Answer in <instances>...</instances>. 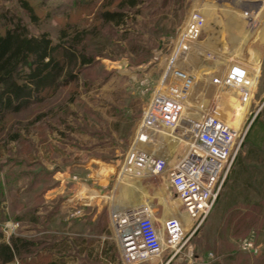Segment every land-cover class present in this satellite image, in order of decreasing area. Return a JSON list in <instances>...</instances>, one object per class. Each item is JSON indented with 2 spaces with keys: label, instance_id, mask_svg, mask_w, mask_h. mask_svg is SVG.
I'll return each mask as SVG.
<instances>
[{
  "label": "rangeland",
  "instance_id": "374dc122",
  "mask_svg": "<svg viewBox=\"0 0 264 264\" xmlns=\"http://www.w3.org/2000/svg\"><path fill=\"white\" fill-rule=\"evenodd\" d=\"M24 1L37 22H31L20 0H0V33L11 15L31 34L46 32L54 42L61 29H82L85 52L93 61L79 68L74 81L55 92H43L41 101L0 118L1 239L20 236L31 242L7 264H103L110 257L117 259L110 213L143 203L154 208L158 222L175 217L186 231L191 219L167 179L118 173L119 163L135 139L147 101L166 83L176 82L165 77L170 61L195 75L183 116L217 94L228 124L245 129L244 143L261 142L264 0H142L139 12L130 10V19L119 27L99 18L103 10L115 9L117 0L110 6H105L107 0ZM192 10L204 16V31L192 46L175 53ZM255 55L260 70L258 74L253 67L249 75L255 74L252 96L247 93L240 99L238 87L203 85L201 71L219 76L231 61L250 60L253 66L250 58ZM174 132L163 130V137L145 147L170 163L176 161L185 153L188 137ZM219 198L174 256L163 253V263L232 264L224 254L239 247L240 261L250 264L262 256L264 227L244 230L236 225L239 216L231 217L227 225L231 207L242 195L230 207L224 196ZM247 241L251 248L243 247Z\"/></svg>",
  "mask_w": 264,
  "mask_h": 264
},
{
  "label": "built area",
  "instance_id": "2783aa9c",
  "mask_svg": "<svg viewBox=\"0 0 264 264\" xmlns=\"http://www.w3.org/2000/svg\"><path fill=\"white\" fill-rule=\"evenodd\" d=\"M204 25V16L192 10L178 35L175 53L197 42ZM164 73L176 82L166 83L163 91L154 93L147 101L135 141L119 163L118 173L165 177L183 212L190 217L191 225L182 231L175 217L158 222L157 212L146 203L120 213L111 212L110 224L120 264H152V256L160 259L167 252L174 256L187 243L215 203L246 132L241 126L235 129L227 123L221 108L223 102L217 94L183 116L195 75L173 61ZM249 75L245 65L231 61L222 74L212 77V85L238 87L242 99L244 94L252 92ZM163 130L166 134L175 131L184 139L188 137L185 153L172 163L157 154V150L146 148L155 138L164 136ZM243 247L251 248V243L247 241ZM160 262L161 259L157 264Z\"/></svg>",
  "mask_w": 264,
  "mask_h": 264
},
{
  "label": "trees",
  "instance_id": "16d2710c",
  "mask_svg": "<svg viewBox=\"0 0 264 264\" xmlns=\"http://www.w3.org/2000/svg\"><path fill=\"white\" fill-rule=\"evenodd\" d=\"M114 1L107 0L105 6L112 5ZM141 3L142 0H117L115 9L103 10L99 18L115 27L125 26L130 19L128 12L132 9L134 13L139 12ZM20 5L31 22L36 23L31 5L24 0H20ZM7 22L9 25L0 33V118L41 101L43 92H55L62 85L74 81L79 68L93 61V56L85 52L83 41L86 33L82 29H61L54 42L46 32L31 34L26 25L13 15ZM244 141L216 201L220 195L224 196L226 207H230L237 196L242 195L240 203L232 205L227 225L230 226L231 217L239 216L236 225L248 230L264 227V138L259 144L249 139L246 144ZM243 144L246 146L244 153L241 149ZM30 245V241L20 236H10L7 242L2 241L0 234V263L12 262ZM241 252L239 247L231 253L226 251L224 256L232 264H249L237 258ZM250 264H264V251Z\"/></svg>",
  "mask_w": 264,
  "mask_h": 264
},
{
  "label": "crops",
  "instance_id": "0c3cea01",
  "mask_svg": "<svg viewBox=\"0 0 264 264\" xmlns=\"http://www.w3.org/2000/svg\"><path fill=\"white\" fill-rule=\"evenodd\" d=\"M234 16L233 15H229L230 18H235ZM211 38H213L214 41L216 40L215 39L216 37L214 35H211ZM263 57H264V42H263L261 54L259 55V59H260L261 63L263 62ZM250 59H252V61L255 62V65L252 66V64L250 63V60L245 61V62H241V63L247 67V69L249 70V74H250V72H251V70H252L253 67H257L258 68V74H259L260 65L258 64V60H257L258 59V56L255 55V56L251 57ZM225 70L226 69H224V71ZM213 76L214 75H210V72L209 71H206V70L201 71V77H200V79L202 80L203 85H212V83H213L212 82V77ZM250 78H251V83L253 84L254 79H255V74H251ZM257 81H258V76H257V79H256V83H257ZM256 83H255V85H256ZM156 258H158V256H152L150 258L151 259L150 261H152L153 259H156ZM103 264H120V263L118 261V258L117 259H114L113 257H110ZM139 264H151V263H149V262H142V263H139ZM159 264H164V263L161 261Z\"/></svg>",
  "mask_w": 264,
  "mask_h": 264
},
{
  "label": "bare ground",
  "instance_id": "6f19581e",
  "mask_svg": "<svg viewBox=\"0 0 264 264\" xmlns=\"http://www.w3.org/2000/svg\"><path fill=\"white\" fill-rule=\"evenodd\" d=\"M182 123V122H181ZM227 123H228V121H227ZM234 127V126H233ZM235 129H236V127H234ZM163 132V131H162ZM166 132V131H165ZM179 136V135H178ZM178 136H176V137H178ZM185 213V212H184ZM185 215H187L186 213H185ZM187 217L190 219V217L187 215Z\"/></svg>",
  "mask_w": 264,
  "mask_h": 264
}]
</instances>
